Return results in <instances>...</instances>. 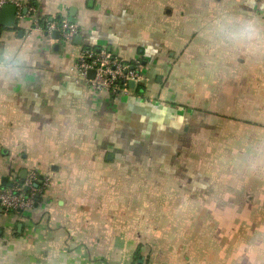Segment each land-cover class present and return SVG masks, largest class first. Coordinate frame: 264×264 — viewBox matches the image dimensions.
Listing matches in <instances>:
<instances>
[{"label": "crops", "instance_id": "crops-1", "mask_svg": "<svg viewBox=\"0 0 264 264\" xmlns=\"http://www.w3.org/2000/svg\"><path fill=\"white\" fill-rule=\"evenodd\" d=\"M21 1L81 41L0 26L23 62L0 79V181L49 180L32 210L0 207V264H264V168L241 165L264 146V55L208 32L264 0ZM82 47L140 60L142 90L73 81Z\"/></svg>", "mask_w": 264, "mask_h": 264}, {"label": "built area", "instance_id": "built-area-1", "mask_svg": "<svg viewBox=\"0 0 264 264\" xmlns=\"http://www.w3.org/2000/svg\"><path fill=\"white\" fill-rule=\"evenodd\" d=\"M11 5L16 9L15 25L24 18L32 19V31H37L52 36L59 33V38L66 43L74 41L79 34L78 26L67 19L41 17L36 7L30 2L21 0H0V13L4 6ZM75 64L70 71V76L78 84L97 92L109 95L113 99L125 97L137 88L142 79L143 65L140 60L125 61L110 50L82 47L75 56ZM93 77L90 78V73ZM130 83L134 88H130ZM31 173L27 178L12 188L0 189V207L21 214L32 210L36 205L37 196L49 187V180Z\"/></svg>", "mask_w": 264, "mask_h": 264}, {"label": "clouds", "instance_id": "clouds-1", "mask_svg": "<svg viewBox=\"0 0 264 264\" xmlns=\"http://www.w3.org/2000/svg\"><path fill=\"white\" fill-rule=\"evenodd\" d=\"M259 7L258 0H254ZM209 38L218 46L228 49H244L251 57L264 55V15L249 11L224 12L209 26ZM23 68L22 59L15 54L0 56V79L19 78ZM242 172H256L264 168V146L256 153L246 155L241 161ZM253 244L252 247H257Z\"/></svg>", "mask_w": 264, "mask_h": 264}, {"label": "water", "instance_id": "water-1", "mask_svg": "<svg viewBox=\"0 0 264 264\" xmlns=\"http://www.w3.org/2000/svg\"><path fill=\"white\" fill-rule=\"evenodd\" d=\"M15 12L16 9L14 6L6 5L2 8L0 13V26L6 27V28H13L15 26ZM54 40H59V33L55 32L51 36ZM81 41V37L77 36L74 39V43L79 44ZM90 78L93 77V73L91 72L89 75ZM130 88H134V84L130 83ZM21 180H25L24 176H21ZM42 181V177H39L38 183L35 185L37 187L38 184H40ZM0 185L3 187H9L12 188L14 186L13 183H9V179L7 177H4L0 181ZM39 197L37 196L36 202H38Z\"/></svg>", "mask_w": 264, "mask_h": 264}, {"label": "trees", "instance_id": "trees-1", "mask_svg": "<svg viewBox=\"0 0 264 264\" xmlns=\"http://www.w3.org/2000/svg\"><path fill=\"white\" fill-rule=\"evenodd\" d=\"M59 20H61L60 18H58ZM142 90V88H141V84H139L138 86H137V88H136V91H138V92H140Z\"/></svg>", "mask_w": 264, "mask_h": 264}]
</instances>
